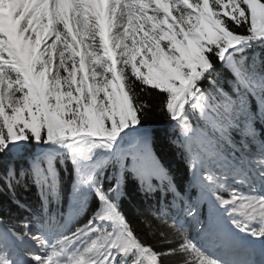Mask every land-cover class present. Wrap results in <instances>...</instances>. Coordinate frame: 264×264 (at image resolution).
I'll use <instances>...</instances> for the list:
<instances>
[{
    "label": "snow or ice",
    "instance_id": "obj_1",
    "mask_svg": "<svg viewBox=\"0 0 264 264\" xmlns=\"http://www.w3.org/2000/svg\"><path fill=\"white\" fill-rule=\"evenodd\" d=\"M4 195L0 264H264V0H0Z\"/></svg>",
    "mask_w": 264,
    "mask_h": 264
},
{
    "label": "trees",
    "instance_id": "obj_2",
    "mask_svg": "<svg viewBox=\"0 0 264 264\" xmlns=\"http://www.w3.org/2000/svg\"><path fill=\"white\" fill-rule=\"evenodd\" d=\"M221 84L226 87L225 81L222 79ZM145 100H148L154 106V111L149 112L145 124L149 127L155 129L159 134V140L156 147L157 154L161 158V162L164 164L166 168L170 170V172L178 177L187 178L190 173L186 172L187 164L183 157L181 156L180 151L178 150L175 143H172L174 139V130L169 127V121L164 116L162 112L159 111L158 103L159 99L156 96L155 92L151 94H145L143 96ZM195 123V121H193ZM178 134V133H177ZM22 198L26 200L28 203H32L35 199V191L33 190L31 193L25 195L21 193ZM157 205V196H145L142 193H133L132 196L124 201L123 210L126 214L129 215L130 219L133 216H139L143 219V215H147L155 212ZM0 213H3L5 217L9 214L12 218L21 219L26 215L25 211L22 209H18L14 204H12L7 195L0 196ZM134 226L138 229L139 225L135 224ZM142 238L145 239L148 243L156 245L158 248L162 247L158 245L156 240L151 235H143L141 233Z\"/></svg>",
    "mask_w": 264,
    "mask_h": 264
}]
</instances>
